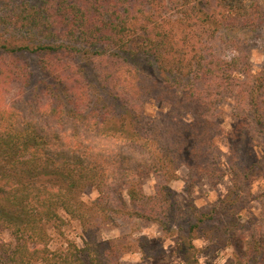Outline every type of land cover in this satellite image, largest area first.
Listing matches in <instances>:
<instances>
[{"label":"trees","instance_id":"trees-1","mask_svg":"<svg viewBox=\"0 0 264 264\" xmlns=\"http://www.w3.org/2000/svg\"><path fill=\"white\" fill-rule=\"evenodd\" d=\"M257 38L264 0H0V233L12 240L0 239V264H119L145 238L100 233L131 221L179 236L186 264H201L200 239L264 264V193L262 213L243 214L264 140V68L247 47ZM18 85L27 100L13 97ZM147 101L171 111L152 119ZM221 138L232 189L211 209L181 206V169L189 196L227 175ZM89 188L99 194L91 203ZM66 217L82 226L83 247L54 250Z\"/></svg>","mask_w":264,"mask_h":264},{"label":"rangeland","instance_id":"rangeland-1","mask_svg":"<svg viewBox=\"0 0 264 264\" xmlns=\"http://www.w3.org/2000/svg\"><path fill=\"white\" fill-rule=\"evenodd\" d=\"M8 37V36H7ZM6 37V38H7ZM249 53L251 54L252 61L256 67V70L264 68V40L263 38H257L247 45ZM224 48L226 46L224 44ZM226 52V50H225ZM147 63V62H145ZM147 67V64L144 65ZM75 69L74 67H72ZM88 74H92V67L89 66ZM71 73H69L70 75ZM20 85H18L13 91V97L19 99L22 97L27 100V94L22 93ZM27 93V92H26ZM233 103L227 101L221 107V126L223 131L232 133L234 131V121L231 117ZM143 108L145 115L150 118H163L171 111V108L167 104L156 103L154 101L143 102ZM183 120L189 124L191 122L190 117H184ZM219 147L223 153L224 168L227 171V175L221 181V184L217 188H213L208 182L199 184L189 196L185 192L184 179L187 178L188 171L183 168L179 171L180 180L172 183V188L177 193L178 203L186 207L190 200L201 210H208L217 206L228 192L233 187V176L229 171V160H231L230 145L226 138H221L218 141ZM255 148L253 153L260 161L259 177L253 183L251 193L253 194V201L250 204L249 212L243 213L245 217H251L252 215L259 216L262 213V205L258 199V196L264 193V140L259 138L255 141ZM158 182V179L152 177L145 182V191L148 195L153 194L154 186ZM98 192L89 188L83 195V200L87 203H91L98 198ZM66 225L60 231L52 232L53 241L52 249L57 250L66 246V242H76L78 246L83 247L84 232L79 222L74 221L66 217ZM100 236L104 239L111 240L120 237H126L127 241H137L145 238L144 245L141 242H137L138 246L133 252L126 255L119 261V264H186L181 255L179 254L180 239L179 236H165L159 231L156 226H152L143 222L131 221L129 224L124 225L119 229H106L100 233ZM0 239L7 242H12L10 236L7 233H0ZM143 243V242H142ZM147 245V247H143ZM195 245L200 249L201 253L198 259L201 264H243L234 253V249L231 247L214 246L210 241L200 239L195 241Z\"/></svg>","mask_w":264,"mask_h":264}]
</instances>
